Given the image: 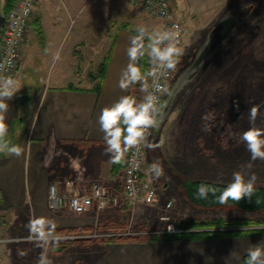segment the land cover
<instances>
[{"label":"rangeland","instance_id":"obj_1","mask_svg":"<svg viewBox=\"0 0 264 264\" xmlns=\"http://www.w3.org/2000/svg\"><path fill=\"white\" fill-rule=\"evenodd\" d=\"M169 4L174 18L184 26L185 39L178 57V73L163 102L181 73L194 61L210 30L228 14L241 7L244 11L240 14V24L236 31L205 63L198 76L178 93L159 133L151 131L146 145L148 155L144 173L153 152V157L161 162V170L164 171L176 168L185 173L191 169L198 176L201 174L205 179L202 182L224 185L231 181L234 172L243 171L246 176L255 173L256 185H264V161H251V154L241 140L243 132L250 127L264 130V41L256 20L258 7L253 4L244 7L231 0H169ZM38 19L41 25L37 31L32 24ZM32 20L27 43H30L32 53L26 55L19 77L16 73L17 76L13 79L17 81L19 88L17 94L21 108L28 97H34L40 91L46 81L55 83L67 49L73 42L77 43L79 85L85 87L89 85L88 81H93V74L98 73L100 64L108 56L116 28L127 26L136 31L139 27H145L146 42L150 41L149 37L155 32L165 31L163 19L151 15L146 9L135 6L128 0H39ZM48 41L53 45L51 53L47 51ZM26 47L27 45L23 58ZM144 53L149 67L148 60L153 59L149 46ZM147 71L141 80L144 91ZM97 81L99 84L100 81ZM237 101L238 110L235 103ZM253 105L261 107L255 123L250 124L249 109ZM160 109L155 115L156 119ZM172 147L177 148L175 162L162 152V149L168 152ZM93 151L95 150L81 152L82 156L71 155V151L59 152L57 162L61 160V169L68 171L90 168L97 162ZM44 152L49 154L47 148ZM249 163L252 165L250 170L247 168ZM103 164L106 167V163ZM181 175L183 174H179L180 182L176 185V191L166 201L165 208L163 205L157 209L155 202L149 206L146 204L143 210L138 209L141 204L130 206L129 211L123 210V205L102 212L96 210L92 213L95 218L91 219V225L76 227L90 230L58 236L66 237L65 240H97L117 235L164 234L168 233L171 223L179 229L178 225L182 221L238 217L264 219V213L203 209L192 204L184 195L181 181L186 177ZM154 188L158 193L157 187ZM172 211L177 215L174 213L175 216L171 217ZM66 212L77 217L84 215ZM164 216H168L170 220L162 219ZM30 225L31 214L28 208L2 210L0 236L17 241L8 245L9 252L2 264H40L42 256H46L51 264H82L81 260L83 264H88V261L98 258L104 251L103 246H97L94 250L83 247L76 251L71 249L77 244H86L83 241L63 253H57L50 247V241L35 239ZM104 225L122 226L120 229L124 231L117 233L103 230Z\"/></svg>","mask_w":264,"mask_h":264},{"label":"crops","instance_id":"obj_2","mask_svg":"<svg viewBox=\"0 0 264 264\" xmlns=\"http://www.w3.org/2000/svg\"><path fill=\"white\" fill-rule=\"evenodd\" d=\"M7 1H0V34L10 11H6ZM231 1L244 7L249 4L258 7L256 20L264 41V0ZM32 27L34 28L33 24ZM137 35L138 32L127 26L115 29L108 54L110 56L107 70L103 79L99 80V86H96L98 81L94 80L88 81L89 85L85 87L79 85L77 43L73 42L67 49L64 64L54 84L46 81L34 97H28L22 108L18 103L17 93L8 101L9 109L5 114V123L8 126V134H14L17 138L22 153L19 156L10 154L0 157V213L3 209L28 208L31 224L42 223L45 231L76 228L93 223L91 219L95 218L92 214L96 212L95 207L79 217L63 210L51 211L48 207L51 185H56L60 192L84 194L100 183L113 195H121L123 168L128 149L122 153L119 162H115L112 153L107 151L105 134L100 130L98 121L103 108L114 105L124 96H130L134 82H129L126 88L121 89L120 80H128L126 72L129 64L138 66L146 47L151 43L146 42L144 36L141 42L143 54L131 61L127 49L131 46L132 38ZM47 44L46 49L51 53L53 45L50 41ZM30 53L32 51L29 43L17 77L26 55ZM143 93L142 87L137 90L138 105ZM149 137L150 134L146 145ZM45 148L49 154H45ZM170 149L172 152H169ZM176 149L169 148L168 152L162 149V152L175 162ZM91 150H95L93 157L97 162L90 168H74L68 171L61 169V160L57 162L59 152L71 151V155L82 156L81 152ZM153 155L152 152L149 156L144 175L159 191L155 203L157 209L162 208L174 195L176 185L180 182L179 174L186 177L181 181V187L186 180H205L201 174L198 176L191 169L185 173L176 168L161 170V162ZM103 163H106V167ZM153 165H158V168ZM123 206V210H131L128 201H124ZM139 206L138 209L143 210L146 204ZM113 208L115 207H111ZM174 213L171 212V217ZM31 233L33 234L32 230ZM261 242H264V235L151 243H86L74 244L71 249L76 251L83 247L94 250L97 246H103L104 251L98 258L94 257L88 261V264H244L248 249ZM81 263L83 264L82 260Z\"/></svg>","mask_w":264,"mask_h":264},{"label":"built area","instance_id":"obj_3","mask_svg":"<svg viewBox=\"0 0 264 264\" xmlns=\"http://www.w3.org/2000/svg\"><path fill=\"white\" fill-rule=\"evenodd\" d=\"M135 6L146 9L151 15L165 21V30H171L176 34L177 47L181 49L184 45V26L174 18L169 0H128ZM39 0H15L4 22L0 37V77L15 78L16 73L23 60L24 48L28 43L30 24L33 21L35 8ZM167 41L161 47L167 45ZM178 57L174 58V67L164 69L159 62L148 60L147 79L145 91L141 96L139 104L146 103L147 97L152 96L155 111H159L167 91L178 73ZM153 128L146 131V142ZM146 142L131 149L124 162L123 180L121 195H113L109 189L102 184H95L91 191L84 194H73L70 192H60L56 185H51L48 195V207L50 210L70 211L75 215L89 212L93 207L97 212H102L111 207H120L124 201L135 207L139 204L151 205L157 201V190L144 175V167L147 160ZM171 202L168 204L170 207ZM162 219L170 220L168 216ZM171 230L168 233H179L180 230L171 223ZM55 240L64 239L63 236H54ZM36 239V238H35ZM50 243L53 241L49 239ZM16 240L0 236V264L9 250L8 245Z\"/></svg>","mask_w":264,"mask_h":264},{"label":"clouds","instance_id":"obj_4","mask_svg":"<svg viewBox=\"0 0 264 264\" xmlns=\"http://www.w3.org/2000/svg\"><path fill=\"white\" fill-rule=\"evenodd\" d=\"M139 35L134 36L131 40V46L127 49V55L131 61H135L138 55H142L141 43L144 39L146 31L145 27H139L136 30ZM150 55L159 62L164 69H171L174 67V58L180 55V49L177 47L178 41L176 34L171 30L162 32H155L149 37ZM167 41V45L161 47L160 45ZM0 67H3L0 65ZM126 75L128 80H120V87L124 89L129 82H137L142 79L139 67L130 63ZM19 91L16 81L11 77H0V151L7 149L9 154L21 155L22 148L18 145H11L5 142V137L8 135V126L5 123V114L9 109L8 101L12 100L14 95ZM153 97H147V102L137 105L134 100L127 96L122 97L114 105L102 109L99 116L100 130L105 134L107 142V151L112 153L113 160L119 162L122 153L126 149H131L146 142V131L149 128L157 127L158 119L153 115L155 111L153 105ZM237 110L239 109V102H235ZM260 105H253L249 109V122L254 124L259 115ZM121 121L125 128H121ZM241 140L246 144L248 152L251 154V161H264V130L250 127L243 132ZM151 147V145H148ZM158 168V165H153ZM251 163L247 165L250 170ZM159 174V173H158ZM257 177L255 173L246 176L243 171H236L232 174L231 181L226 185L218 197L220 204H226L229 200L241 201L245 197L251 198ZM198 195L201 198H206L209 188L206 185H200L198 188ZM31 230L35 234L38 241L47 242L49 239L55 240L51 231H45L42 223L33 222ZM171 230V226H169ZM40 264H51V261L46 256H42ZM246 264H264V242L250 247L247 251Z\"/></svg>","mask_w":264,"mask_h":264},{"label":"trees","instance_id":"obj_5","mask_svg":"<svg viewBox=\"0 0 264 264\" xmlns=\"http://www.w3.org/2000/svg\"><path fill=\"white\" fill-rule=\"evenodd\" d=\"M13 1L8 0L6 5V11L11 10L13 6ZM34 29L39 30L41 25L40 19L34 21L33 23ZM41 32V31H40ZM108 55L103 63L100 64L98 73L93 74V80H102L105 76L107 70V64L109 61ZM142 78L145 75L148 67L146 62L145 53L144 56L140 59L138 65ZM142 80V79H141ZM137 81L132 85L131 93L129 98L134 100L138 105L137 98V90L142 87V82ZM96 86H99L97 83ZM74 88V87H70ZM28 100V99H27ZM121 128H125L126 125L121 121ZM233 134V133H232ZM5 142L10 143L11 145H18L17 138L14 134L7 135L5 137ZM7 149L4 151H0V157L9 156ZM206 185L209 188V192L206 198H201L198 195V188L200 185ZM226 187L224 184H217L212 182H202V181H184L182 185V189L185 197L194 205L203 208V209H226V210H235L242 211L247 213H264V185H256L255 190L251 196V198L245 197L241 201H232L229 200L226 204H220L218 201V197ZM103 230L113 231L117 233H121L124 231L122 226L116 227H108L106 225L102 226ZM181 230L179 233H154V234H133V235H117L111 238L104 239H57L53 240L50 243V247L54 248L57 253L65 252L69 247L77 244L79 242H86L88 244L98 243H131V242H139V243H151V242H159V241H174V240H203L210 238H222V237H246V236H260L264 235V219L256 220L250 217H238V218H216L213 220L205 219V220H192V221H182L178 225ZM90 230L89 228H66V229H55L49 230L55 235H71L77 233H83ZM247 258L245 259L244 264H246Z\"/></svg>","mask_w":264,"mask_h":264},{"label":"water","instance_id":"obj_6","mask_svg":"<svg viewBox=\"0 0 264 264\" xmlns=\"http://www.w3.org/2000/svg\"><path fill=\"white\" fill-rule=\"evenodd\" d=\"M243 8L223 17L208 33L207 39L198 50L194 61L184 70L176 83L168 93L157 117L159 124L153 127L155 133H159L162 125L171 112L174 101L180 91L198 76L205 63L218 51L225 41L236 31L240 24V14Z\"/></svg>","mask_w":264,"mask_h":264},{"label":"snow or ice","instance_id":"obj_7","mask_svg":"<svg viewBox=\"0 0 264 264\" xmlns=\"http://www.w3.org/2000/svg\"><path fill=\"white\" fill-rule=\"evenodd\" d=\"M39 223V222H38Z\"/></svg>","mask_w":264,"mask_h":264}]
</instances>
